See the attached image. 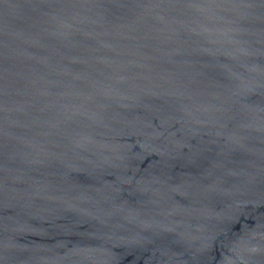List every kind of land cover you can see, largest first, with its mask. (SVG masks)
Returning a JSON list of instances; mask_svg holds the SVG:
<instances>
[{
	"label": "water",
	"instance_id": "1",
	"mask_svg": "<svg viewBox=\"0 0 264 264\" xmlns=\"http://www.w3.org/2000/svg\"><path fill=\"white\" fill-rule=\"evenodd\" d=\"M0 264H264V0H0Z\"/></svg>",
	"mask_w": 264,
	"mask_h": 264
}]
</instances>
